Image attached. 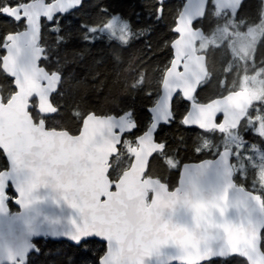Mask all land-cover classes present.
Wrapping results in <instances>:
<instances>
[{"label": "water", "instance_id": "1", "mask_svg": "<svg viewBox=\"0 0 264 264\" xmlns=\"http://www.w3.org/2000/svg\"><path fill=\"white\" fill-rule=\"evenodd\" d=\"M208 1L183 0L173 26L172 57L159 95L147 108L150 121L135 138L128 166L114 180L108 174L111 157L123 135L136 127L130 111L89 112L78 133L48 128L30 112L34 101L40 115L55 113L51 96L61 81L58 71L40 64L41 20L71 12L82 0H28L0 8L25 24L6 34L0 59L14 87L6 100L0 94V150L7 162L0 170V264H26L39 251L35 239L75 244L89 234L105 245L98 264H203L231 256L264 264L263 198L236 183L230 148L183 162L173 188L145 175L151 156L163 149L155 133L172 118L176 94L189 102L182 123L201 130L235 129L251 105L244 88L205 102L194 99L208 74L206 56L196 50L204 32L195 25ZM242 1L214 3L236 10ZM9 188L14 210L8 206Z\"/></svg>", "mask_w": 264, "mask_h": 264}, {"label": "trees", "instance_id": "2", "mask_svg": "<svg viewBox=\"0 0 264 264\" xmlns=\"http://www.w3.org/2000/svg\"><path fill=\"white\" fill-rule=\"evenodd\" d=\"M24 1L28 0H0V8ZM182 3L183 0H82L80 7L71 12L56 15L51 21L41 20L40 44L44 47V56L40 64L48 71H58L61 81L51 96L56 112L47 117L42 116L35 111L33 101L31 115L34 120L43 118L48 128L78 133L83 117L89 112L118 115L130 111L136 127L123 135L118 153L111 157L108 173L111 180L116 179L129 164V147L135 144L136 136L145 130L150 121L147 108L158 97L164 71L171 60L170 42L176 36L173 26ZM261 11L262 0H243L236 10H221L215 6L214 0H209L204 16L195 25L203 29V35L218 33L227 19L224 13L232 12L235 21H241L244 26L259 23L262 20ZM113 14L120 15L129 24L130 37L126 42L108 38L96 29ZM24 26L23 19L16 21L0 13V58L6 34ZM231 34L228 33L225 39L201 51L206 56L208 74L197 88L195 99L207 101L223 95L238 86L243 73L257 69L261 70L260 76L264 82V30L255 45L252 70L247 67L242 70L228 67ZM13 91L12 79L0 68L2 99L6 100ZM257 104L252 102L247 116L237 128L220 132L184 125L181 118L188 103L180 96L175 97L172 118L159 125L155 133L156 140L163 143V149L152 155L145 175L157 177L168 188H172L176 184L179 164L214 157L223 147L226 131L235 132L243 140V163L248 165L249 154L253 153L252 146L264 149V138L254 130L255 122L247 124L250 116L264 114V102L260 103L261 107ZM166 158L176 161V165L171 166ZM231 161L236 164L235 157ZM6 166V159L0 150V170ZM247 169L251 170L248 173L245 171L248 179L254 177V182L251 180L247 183L254 188H246L259 193L264 203V189L255 188L258 184V178L254 176L256 169L254 166H248ZM7 192L10 196L8 206L14 210L16 207L11 202L14 194L11 188ZM34 243L39 251L31 253L26 264H72L74 244L49 238L35 239ZM80 248L88 250V256L80 264H98L105 245L92 239L89 243L81 244ZM261 248L264 251V228L261 232ZM203 264L247 262L239 256H231L227 259L213 258Z\"/></svg>", "mask_w": 264, "mask_h": 264}, {"label": "rangeland", "instance_id": "3", "mask_svg": "<svg viewBox=\"0 0 264 264\" xmlns=\"http://www.w3.org/2000/svg\"><path fill=\"white\" fill-rule=\"evenodd\" d=\"M262 15L264 16V0H262ZM226 15L225 24L221 26L218 33H209L208 35H203L201 40L198 41V46L196 50L201 52L203 49L207 48L211 44H215L225 39L228 33H232V38L229 39V46L231 51V59L229 63V68L234 66V68L242 70L246 68L252 70V57L255 50V45L262 34L264 27V20L256 24H247L243 26L241 21H235L233 13H224ZM231 27V30H229ZM100 33L106 35L108 38L115 39L119 42H126L130 37V28L128 22L123 19L120 15L113 14L106 20V22L96 28ZM245 70V69H244ZM260 69L251 71L249 73H243L238 81V86L240 88H245L249 91L252 102H257L258 106L261 107L262 102H264V82L260 76ZM256 109H260L256 107ZM257 110V111H258ZM253 122L254 130L264 138V114H257L253 117H249L247 124L251 125ZM241 137L231 131H226L223 137V147L230 148L232 150V157H235L236 164L232 162L235 172H237L236 183L246 187L254 188L252 185H248V181L254 182V177L249 178L246 175L249 171H246L248 166L255 167V173L258 178V187L255 185L257 190L264 189V149L258 148L257 146H252V155L249 154L248 165L243 163L242 150L244 148L243 140ZM136 144V142H135ZM133 144V145H135ZM131 145L129 147V152L131 151ZM131 154V153H130ZM251 155V156H250ZM170 160V159H169ZM169 164L171 166L176 165V161L170 160ZM128 166V165H127ZM248 170V169H247ZM246 171V173H245ZM239 173V175H238Z\"/></svg>", "mask_w": 264, "mask_h": 264}, {"label": "snow or ice", "instance_id": "4", "mask_svg": "<svg viewBox=\"0 0 264 264\" xmlns=\"http://www.w3.org/2000/svg\"><path fill=\"white\" fill-rule=\"evenodd\" d=\"M91 240L92 235L89 234L76 241V243L74 244L75 251L71 254L72 264H80L81 260L85 259L88 256V250L81 249L80 245L89 243Z\"/></svg>", "mask_w": 264, "mask_h": 264}, {"label": "flooded vegetation", "instance_id": "5", "mask_svg": "<svg viewBox=\"0 0 264 264\" xmlns=\"http://www.w3.org/2000/svg\"><path fill=\"white\" fill-rule=\"evenodd\" d=\"M263 20H264V16L262 15V20H261V22H262ZM22 29H23V28H22ZM20 30H21V29H20ZM263 30H264V27H263ZM263 30H262V31H263ZM13 32H14V31H13ZM8 33H9V32H8ZM4 42H6V38H5V41H4ZM4 42H3V43H4ZM3 43H2V44H3ZM3 53H4V50H3ZM2 55H3V54H2ZM0 59H1V58H0ZM200 84H201V83H200ZM198 87H199V86H198ZM239 88H240L239 86H236L235 88L230 89V90H228L227 92H229V91H231V90L239 89ZM244 89H245V88H244ZM196 90H197V89H196ZM227 92H226V93H227ZM249 94H250V93H249ZM194 95H195V94H194ZM178 96L181 97L180 93L176 94V95L174 96V98H175V97H178ZM174 98H173V101H174ZM181 98H182V97H181ZM250 98H251V96H250ZM182 99H183V98H182ZM194 99H195V98H194ZM183 100H184V99H183ZM195 100L198 101V102H205V101H199V100H197V99H195ZM173 101H172V103H173ZM184 101H186V100H184ZM186 102L188 103L187 108H186V111H187V109H188V107H189V102H188V101H186ZM251 105H252V99H251ZM251 105H250V107H249V109H248V111H247V114H248V112H249V110H250V108H251ZM186 111H185V113H186ZM185 113H184V114H185ZM184 114H183V115H184ZM247 114H246V116H247ZM183 115H182V117H183ZM218 120H219V119H218ZM181 122H182V118H181ZM228 128H229V127H228ZM225 129H227V128H225ZM229 129H232V128H229ZM155 139H156V138H155ZM156 141H157V140H156ZM158 142H159V141H158ZM156 152H158V151H156ZM156 152H155V153H156ZM155 153H154V154H155ZM154 154H153V155H154ZM151 157H152V156H151ZM231 159H232V155H231ZM166 160H167V162L169 163L170 160H169L168 158H166ZM149 161H150V160H149ZM184 162H187V161H184ZM231 162H232V161H231ZM148 163H149V162H148ZM182 163H183V162H181V163L179 164V168H180V165H181ZM110 167H111V160H110ZM179 168H178V174H179ZM109 170H110V168H109ZM234 171H235V170H234ZM108 173H109V171H108ZM149 176H150V175H149ZM152 177H154V176H152ZM177 178H178V175H177ZM176 184H177V179H176ZM176 184H175V185H176ZM175 185H174V186H175ZM174 186H173V187H174ZM173 187H172V188H173Z\"/></svg>", "mask_w": 264, "mask_h": 264}, {"label": "bare ground", "instance_id": "6", "mask_svg": "<svg viewBox=\"0 0 264 264\" xmlns=\"http://www.w3.org/2000/svg\"><path fill=\"white\" fill-rule=\"evenodd\" d=\"M221 10H223V9H221ZM11 90V89H10ZM178 100V99H177ZM176 102H178V101H176ZM46 120V119H45Z\"/></svg>", "mask_w": 264, "mask_h": 264}]
</instances>
